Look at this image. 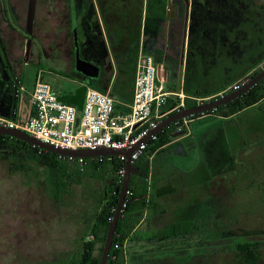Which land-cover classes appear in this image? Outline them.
<instances>
[{
    "label": "rangeland",
    "instance_id": "rangeland-1",
    "mask_svg": "<svg viewBox=\"0 0 264 264\" xmlns=\"http://www.w3.org/2000/svg\"><path fill=\"white\" fill-rule=\"evenodd\" d=\"M247 1L254 10L264 12L261 10L264 0ZM14 3L17 6L14 19H19L20 23L13 32L7 25H4L3 32L0 31V75L11 79L8 55L20 57L21 61L26 57L29 62L23 66L22 76L26 85L31 86L40 59L39 50L42 47L46 50L53 37L55 28L47 19L53 9L49 1L39 2L30 36L27 33L29 2L14 0ZM248 30L251 31L247 39L250 45L248 53L235 60L234 75L238 78L245 75L251 77L259 71L258 64L253 70L254 59L264 53V33L257 38L251 26ZM55 32L57 35L58 31ZM57 36L56 42L62 38ZM10 37L9 46L5 49L2 39ZM52 67H55L54 64ZM24 100L18 103L20 118L30 106ZM263 108L253 106L230 120L218 115H194L188 128L190 133L178 135V140L172 141L162 152L149 159V197L154 199L161 211L164 210L167 221L208 212L204 219H200L202 227L198 233L202 245L200 242L201 250L197 253L194 241L190 250L191 242H185L178 248L175 244L179 245V240L175 243L169 240L174 248L166 250L164 246L160 248L147 241H144V246L138 244L133 248L131 240H128V264H237L235 251H220L218 239L225 237L223 233L233 239L231 243L245 237L264 245ZM218 134L222 135V143L217 140ZM226 145H230L227 151ZM73 167L76 168L75 165ZM105 168L98 175H83L79 183L69 185L59 196L52 190L44 166L14 157L7 146L0 143V264H59L69 256L80 254L81 240L91 235L100 194L107 185L118 182L114 179L118 176L115 170ZM133 175L141 176L135 168ZM138 183L144 184L140 180ZM170 187L174 188V192L156 199L159 190ZM147 216L151 218L152 212ZM198 223L200 225V221ZM142 229L145 231L140 232L146 238L150 233L147 234L146 227ZM139 251L141 254L138 255ZM130 252L132 256H129ZM100 254L102 256L101 252H96L97 256Z\"/></svg>",
    "mask_w": 264,
    "mask_h": 264
},
{
    "label": "trees",
    "instance_id": "trees-1",
    "mask_svg": "<svg viewBox=\"0 0 264 264\" xmlns=\"http://www.w3.org/2000/svg\"><path fill=\"white\" fill-rule=\"evenodd\" d=\"M49 5L52 6L53 13L51 12L50 15L48 14L47 19L49 20L50 25L53 26V29L55 28L54 32H52L53 37L49 44H53L52 46L55 45L64 55L71 54L74 61L72 66L76 73V48L75 34L72 24L71 3L68 0H50ZM262 9L264 10V7H262L261 10ZM203 21L207 27L208 38L213 37L215 34L217 39L220 38V45L217 44L215 50L214 48L212 51L206 50L207 55L215 54L216 58L211 60L207 59L204 64L201 63V67L205 69V73L208 76L213 74H215V76H213L214 78L211 82L212 85H210V81L207 82L208 88H206V90L203 92L195 91L193 93L196 97H206L212 95L210 93L216 94L223 92L233 83L241 79L234 75L235 60L244 57L248 53V47L250 45L248 44L247 39L251 34V31L249 32L248 30V26L252 27L257 38H260L264 33V12L254 10V7H252L251 3L247 0H193L192 32L195 30V25H202ZM93 27L95 28L94 31L98 33L97 45L99 53L106 57L108 51L103 41L101 30L98 28L97 23L95 25L93 24ZM55 31H58L57 35L62 37L58 42L54 41L59 37L56 35ZM200 51L202 52L203 50L200 49ZM263 59L264 53L258 55V57L254 59L256 64H254L253 68ZM261 71L262 70H259L253 73L248 81L257 76ZM77 74L85 77V75L80 72H77ZM85 78L90 86H93L102 92H107L105 86H101L100 84L101 78ZM83 93L86 94L85 87L83 88L82 94ZM230 93L232 92H229L228 94ZM110 95H112L117 101L116 110L118 112H128L130 110L128 105L122 104V101L128 99L127 95L123 94L122 91L120 93L112 91L110 92ZM218 98H221V96L213 97L209 99V101ZM60 99L66 103H72L71 101L69 102V99L67 98L60 96ZM18 103L19 102L14 99L11 79L8 80L0 76V115L11 117L16 109L17 113L15 117L16 119H19ZM179 103H181L180 98H168L165 110H172L168 117L178 112L177 110H174V108ZM184 104L185 108H192L198 105L197 102L190 99H185ZM253 106H259V108L264 106V78L242 95L214 110L206 112L205 115H218L219 117L230 120L234 116ZM262 112H264V108L262 109ZM176 125V123H172L170 126L160 131L159 140L154 142L149 149V156L154 157V154L156 155L162 152L166 146L172 144V141L179 137L178 135L189 133L188 130H185V132H178ZM216 137L218 142L222 141L221 134L216 135ZM0 143L7 146L14 157L35 161L44 166L51 180L50 184L52 190H54L57 195L62 194L69 185L79 183L85 174L95 173V175H98V172L103 171L105 167L115 170L114 172L117 174L118 167H120L117 157H113L111 161H104L100 165L95 163L82 170L77 163L72 164L74 160L70 157L59 156L54 152L40 149L18 138L0 135ZM229 146L230 145H226L225 151L230 148ZM149 156L145 157L141 164L135 167V171L138 169L139 175L141 176L140 178L135 175L132 176L130 188L133 190L134 195L120 215L114 241L118 238V235H121L122 242L125 240H131V242L136 240L137 242V240H139L137 236L134 239H131L129 233L136 228L144 216L146 217V215H150L152 212L151 218L147 216L144 220L146 221V232L147 234L150 233L145 238V241L149 243L153 242V245H157L160 248L164 246L166 250L174 248L169 244V240L173 241V243H175V240H179V245L175 244L178 248L181 247L180 245H184L185 242H191L190 250H192L193 244L196 243L194 248H196L197 253H200L201 246L199 243L202 241L201 236H199L200 234L198 233L202 227L200 219L208 212L206 211V214L204 215L198 213L187 219L167 221L164 216L166 214L164 210L161 211L159 206H156L154 199L149 197L150 191L148 189L147 181V178L151 176ZM73 165H75L76 168H74ZM89 168L92 170L91 172H89ZM108 170L109 169L106 170L107 173ZM114 179L118 182L116 184L113 182L111 185H107L104 192L100 194V205L97 214L95 215V221L91 225V235L81 240L80 254L73 257L69 256L67 259L60 261L59 264H100L101 254L97 256L96 252L99 251V253H102L103 251L106 235L112 222L111 219L114 218L115 210L119 201L121 185L123 183V180L122 182H119L118 176ZM138 180L141 182L143 181L144 184L140 185ZM112 186H115V188ZM172 192H174V188L172 187L163 188V190L158 191L156 199L169 195ZM210 211L214 213L213 209H210ZM151 221H153V223L150 224ZM199 221L200 225L198 223ZM207 223L210 224L209 221ZM222 235L225 237L218 239L221 243L220 251H235L237 264H264L263 242L243 237L241 240L231 243L233 239H231L229 235L224 233ZM212 240L215 241L216 239ZM213 241H209V243L212 244ZM157 242L159 243L156 244ZM99 243H101V246H98ZM123 260L124 256L123 253H121L119 254L117 263L123 264ZM110 261L111 258L109 257L108 264H110Z\"/></svg>",
    "mask_w": 264,
    "mask_h": 264
},
{
    "label": "crops",
    "instance_id": "crops-1",
    "mask_svg": "<svg viewBox=\"0 0 264 264\" xmlns=\"http://www.w3.org/2000/svg\"><path fill=\"white\" fill-rule=\"evenodd\" d=\"M70 3L73 29L74 32L75 28L77 30L81 57L99 68L98 78H101L100 84L105 86L107 93L122 91L127 95L128 99L122 101V104L130 107L133 101L137 65L142 54L155 58L159 86L170 97L180 98L182 103L185 99H190L201 104L213 97L222 96L226 91L210 93L212 95L206 97L193 95L195 91L206 90L207 82H212L215 74L208 76L201 63L204 64L207 59H215L216 55H207L206 50H215L217 44L220 45V38L217 39L215 34L208 38L204 21L202 25H195L192 32L193 0H70ZM96 23L108 51L106 57L99 53L98 33L93 27ZM48 46L46 50L43 47L39 50L40 59L39 63H35L34 81L38 72L44 71V80L61 97L69 99L72 102L70 104L81 109L85 100L83 88L87 89L89 86L85 78L87 76L77 74V69L74 72L71 54L64 55L56 46ZM15 57L12 55L7 58L10 75L12 71L23 75V66L28 60L25 57L21 61L20 57ZM245 79H249V76L245 75L238 81ZM33 84L34 82L28 88L32 89ZM30 112L29 106L25 115L19 119L27 118ZM145 218L144 216L129 233L131 239L136 236L139 239L137 242L132 241L133 248L138 244L144 246L145 235L140 231L146 226ZM131 253L129 256H132ZM139 253L141 251L137 252L138 255Z\"/></svg>",
    "mask_w": 264,
    "mask_h": 264
},
{
    "label": "built area",
    "instance_id": "built-area-1",
    "mask_svg": "<svg viewBox=\"0 0 264 264\" xmlns=\"http://www.w3.org/2000/svg\"><path fill=\"white\" fill-rule=\"evenodd\" d=\"M257 68L264 70V60ZM11 82L15 101L26 98L31 112L25 119H16V109L11 117L0 115V127L20 129L46 144L68 150H129L137 146L132 153L133 168L149 156L150 147L159 140L160 131L157 129L172 112L165 110L170 94L159 86L157 63L148 54L139 57L134 97L128 112H118L117 101L112 95L90 85L86 89L81 109L66 103L60 99L55 88L44 80V71L38 72L32 89L28 88L23 76L14 71ZM246 82L248 79L236 81L224 93L240 90ZM183 108L185 104L181 102L174 110L180 111ZM194 115L175 122L177 131L188 130ZM113 157H117L119 161L117 175L119 182H122L126 173L124 155L71 159L83 170L90 164L100 165L104 161H111ZM149 158L152 159V156ZM149 180L150 177L147 178ZM133 195L134 192L129 187L122 212ZM121 253L125 258L123 264H128V240L122 242V236L118 235L109 255L110 264H118Z\"/></svg>",
    "mask_w": 264,
    "mask_h": 264
},
{
    "label": "water",
    "instance_id": "water-1",
    "mask_svg": "<svg viewBox=\"0 0 264 264\" xmlns=\"http://www.w3.org/2000/svg\"><path fill=\"white\" fill-rule=\"evenodd\" d=\"M35 13H36V3H35V0H31L30 5H29V10H28V19H27V24H28L27 33L30 36L33 34L31 27L34 24ZM74 34H75V43H76L75 45H76V69L77 71L81 72L82 74H84L85 76L89 78H94V79L98 78L99 68L96 65L83 59L80 55L76 28H75ZM31 41L32 39H30L28 42V49H30ZM262 78H264V70H262L257 76H255L254 78L246 82L241 87L240 90L224 95L221 98L210 100L202 104H198L197 106L192 107V108L181 109L176 114L170 117H167L164 120V122L159 126L157 131H162L163 129L170 126L172 123L178 122L191 115L206 113L208 111L216 109L217 107L221 105H224L230 102L231 100L237 98L238 96L248 91L251 87H253L256 83H258ZM0 135H7L10 137L18 138L40 149L51 151V152L58 154L59 156H66L70 158H77V157L92 158V157L109 156V155L111 156L124 155L125 156L126 173L123 178V183L121 185L119 201L117 204V208L115 210L114 218L109 226V229L106 235V239H105V243H104V247L102 251V256H101V261H100V264H108L109 255H110L114 237H115V232H116L117 225L120 219V215L123 209V204L125 203V200H126V192L131 185L132 172H133L132 153L136 150L137 146L129 150H68V149L57 148L50 144H46L42 142L41 140L25 133L24 131L20 129H10V128L0 127Z\"/></svg>",
    "mask_w": 264,
    "mask_h": 264
},
{
    "label": "flooded vegetation",
    "instance_id": "flooded-vegetation-1",
    "mask_svg": "<svg viewBox=\"0 0 264 264\" xmlns=\"http://www.w3.org/2000/svg\"><path fill=\"white\" fill-rule=\"evenodd\" d=\"M30 1L31 0H28L29 5H30ZM41 1H44L47 3L50 0H35L36 8H37L39 2H41ZM68 1H70V0H68ZM16 7L17 6L14 3V0H0V31L1 32H3L5 30L4 25H7L9 27L10 32H13L15 29L17 30V27L19 26L20 21H19V19L17 20V18L14 19V13H15L14 10ZM50 7H52V6H50ZM28 10H29V8H28ZM3 39H2V42H4V44H5V45L4 44L3 45L5 46V49H7L6 47L9 46L8 41L11 39V37L9 39H6V40H3ZM8 56H12V55H8Z\"/></svg>",
    "mask_w": 264,
    "mask_h": 264
}]
</instances>
